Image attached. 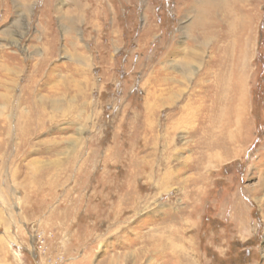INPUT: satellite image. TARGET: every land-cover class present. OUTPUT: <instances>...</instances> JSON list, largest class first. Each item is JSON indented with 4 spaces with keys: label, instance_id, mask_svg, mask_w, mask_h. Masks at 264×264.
<instances>
[{
    "label": "rangeland",
    "instance_id": "374dc122",
    "mask_svg": "<svg viewBox=\"0 0 264 264\" xmlns=\"http://www.w3.org/2000/svg\"><path fill=\"white\" fill-rule=\"evenodd\" d=\"M191 2L0 0V264H264V0Z\"/></svg>",
    "mask_w": 264,
    "mask_h": 264
},
{
    "label": "bare ground",
    "instance_id": "6f19581e",
    "mask_svg": "<svg viewBox=\"0 0 264 264\" xmlns=\"http://www.w3.org/2000/svg\"><path fill=\"white\" fill-rule=\"evenodd\" d=\"M189 1H192L191 3H189V7L190 8L188 9V10L191 11V8L193 9V6L197 5L199 2H201L203 0H189ZM235 1L236 0H206V3L204 4V8H206L208 10V12H209L210 10L212 11V7L215 6V5H217V4L223 6V8L233 7V5H235V3H236ZM191 4H193V6H190ZM211 15H212V13H211ZM206 17H204V18H206Z\"/></svg>",
    "mask_w": 264,
    "mask_h": 264
}]
</instances>
